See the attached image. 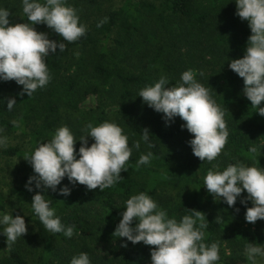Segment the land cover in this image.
Returning <instances> with one entry per match:
<instances>
[{"label":"trees","instance_id":"trees-1","mask_svg":"<svg viewBox=\"0 0 264 264\" xmlns=\"http://www.w3.org/2000/svg\"><path fill=\"white\" fill-rule=\"evenodd\" d=\"M122 1L123 4L119 8L106 14L107 22L102 26L97 27L102 20L95 22L93 34L86 32L83 37L72 43L63 41L62 37L45 24L34 26L36 30L40 25L48 29L49 38L65 42L66 49L60 52L57 48V53L47 57L51 83L37 89L30 97L27 94L19 95L23 86L17 85L14 80L0 81V126L9 132L16 129L6 117L7 100L11 97L16 99L17 104L14 107L18 108L23 124L32 118L40 120L37 133L57 127L62 120V108L84 110L80 106L82 100L94 97L95 103L89 104L85 111H93L95 124L108 121L111 114H116L120 120L119 126L129 137V146L140 140L143 129L147 128L154 147L149 149L143 142L138 150L133 147L132 156L125 164L127 171L121 172L123 179L112 187L101 192L99 188L88 190L85 185L77 183L71 187V194L63 197V202L80 211L101 201L100 204L105 209V231L81 218L80 211L61 219L65 225H75L71 238L63 233H52L45 229L32 207L31 216L24 217L25 223L33 226L46 250L56 243L62 244V247L73 244L78 253L86 252L89 255L91 264H151L150 250L154 246H146L143 242L132 244L126 241V238L115 236L114 242L119 245L113 246L108 256H102L96 247L98 237L113 235L122 219L120 213L124 209L119 207V204L123 205L131 195L143 191L156 200L162 209L167 210L170 217L179 219L190 214V210L202 212L209 222L204 238L207 244L225 243L238 250H244L249 243L264 244V232L256 231L244 223L246 209L252 206L251 201L246 205L240 202L247 196L246 191L234 206L230 207L221 198L214 202L215 209L211 211L204 208L205 203L200 196L179 203L160 199L159 186L164 181L174 185L182 184L183 188L194 186L202 190L203 177L213 165L206 163L200 171L189 145L182 150V169L174 170L170 162L174 155L171 150L164 151L163 144L178 140L179 144L184 146L182 139H192L193 135L181 127L185 122L179 117L170 125H166L162 119L163 114L148 107L137 95L140 89L153 84L161 75H166L170 82L177 79L180 81L181 73L190 69L183 60L180 45L184 42L190 43L192 34L199 35V32L204 35L206 30L211 31L208 34V48L212 61L206 63L209 68L207 72L200 68L195 75L215 98L223 97L221 108L225 112L224 120L229 132L223 148L225 156L221 157L222 164L226 163L223 167L237 160L261 164L263 157L248 149L250 146L261 148V143L262 147L264 146V116H261L246 96L242 95L243 78L228 68L235 47L231 41L232 34H235L237 29L229 27L230 19L219 13L221 0ZM11 21L27 22V17L24 15L19 21ZM95 33H101L104 39L99 40ZM98 40L102 42L99 48ZM201 72L203 76L200 75ZM260 106L264 107V102ZM75 147L78 151V147ZM148 151L154 154L151 163L137 168L136 162L140 155ZM22 154L17 148H9L0 151V158L4 155ZM223 167L219 169L223 170ZM143 175L148 176L145 181L135 177ZM17 190L27 192L31 204L36 192L31 193L23 188ZM212 197L208 192L210 203L213 201ZM5 209V198L0 193V212H5ZM107 240L112 238L106 237ZM125 242L127 247L122 246ZM0 264L34 263L27 260L15 244L10 247L8 257L0 258ZM40 264H45V261Z\"/></svg>","mask_w":264,"mask_h":264},{"label":"clouds","instance_id":"clouds-1","mask_svg":"<svg viewBox=\"0 0 264 264\" xmlns=\"http://www.w3.org/2000/svg\"><path fill=\"white\" fill-rule=\"evenodd\" d=\"M23 14L27 22L13 23L11 12L0 7V81H15L23 86L19 95L30 97L37 89L50 82L47 57L66 49V43L79 40L86 34V26L80 22L77 10L68 5L67 0H21ZM236 12L241 20L247 21L251 31L242 58L229 62V68L243 78V94L261 116H264V0H235ZM107 22L104 18L97 27ZM36 24H45L61 40H52L45 32H38ZM203 76V73H200ZM143 102L158 113L166 125L181 118L182 128L193 135L189 145L194 156L211 162L222 152L229 132L224 120L225 112L213 99L209 88L196 79L195 73L188 69L181 73L180 82L170 84L166 75L151 85L140 89L138 94ZM17 104L15 97L8 98L7 110ZM78 139L67 126L57 128L52 138L39 143L25 159L30 163L34 175L25 185L29 192L41 189L32 197L31 207L45 229L52 233H63L71 238L75 225L61 222L51 200L45 198L47 189L57 191V186L68 179L75 186L85 185L88 190H103L112 187L123 178L122 171L132 156L133 147L137 150L141 142L150 149L149 129H143L140 140L129 146V137L115 122L104 121L99 124L88 123ZM94 141L89 146L88 138ZM80 141L77 151L75 145ZM6 146V138L0 136V147ZM252 153L260 151L250 146ZM154 154L148 151L141 154L136 162L137 168L151 163ZM209 194L230 207L236 204L241 194V204L251 201L247 207L245 220L255 223L264 220V168L250 166L242 161L229 163L223 170L214 166L203 177ZM67 185L60 187L58 194L67 197L71 194ZM124 210L113 233L118 238H126L132 244L143 242L154 246L150 250L151 264H217L220 259L219 244L205 243V230L208 221L197 210L177 219L169 216L158 202L148 193L139 192L124 201ZM239 211V209H237ZM218 221L219 218L217 217ZM23 216L0 212V235L6 237L7 247L27 234ZM127 247V242L122 244ZM245 256L250 264H264V244L249 243L245 246ZM70 264H91L89 255L81 252L71 258Z\"/></svg>","mask_w":264,"mask_h":264},{"label":"rangeland","instance_id":"rangeland-1","mask_svg":"<svg viewBox=\"0 0 264 264\" xmlns=\"http://www.w3.org/2000/svg\"><path fill=\"white\" fill-rule=\"evenodd\" d=\"M68 5L75 8L77 10V14L80 17V22L86 26L87 31L91 34L94 33V24L98 20H104L106 14L113 9L119 8L122 4V0H68ZM219 6V13L223 14V17L226 19H230L228 21V25L231 28L236 27L237 31L235 34H232L233 39L231 41L234 43V55L231 58L238 59L242 58L248 37L251 35L250 28L248 26V22L241 20L236 12V4L235 0H221ZM0 7H4L11 12V20L19 21L23 18L24 14L22 11V2L21 0H1ZM179 28H177L178 30ZM37 31L39 32H49L48 29L42 28L41 25L38 27ZM176 31V30H175ZM206 34L199 35L192 34L193 37L190 43L184 42L181 46V53L183 60L186 62L187 67L190 68L195 74H197L200 68H203L205 72L208 71L207 61H212L210 56V50L208 48V41L210 42V36L208 34L211 31L206 30ZM48 34V33H47ZM99 40H103L104 36L101 33L94 34ZM97 41L98 48L102 45V42ZM178 40H176L177 43ZM78 52H76L77 54ZM230 60V61H231ZM212 67V66H211ZM215 67V66H214ZM229 68V64H228ZM230 69V68H229ZM180 81L174 80L170 82V84H176ZM51 83V80L48 84ZM213 99L216 103L222 107L223 97L216 96V98L211 93ZM242 95L243 90H242ZM245 96V95H244ZM81 103V102H80ZM95 98L88 97V99L82 100L80 106L84 110H77L73 108H62V120L59 122V125L52 130H46L42 133H37L38 126L40 125V120L32 118L27 121L25 124L21 121L18 108L13 107L11 111L7 110L6 117L13 123L16 127L13 131H7L3 127L0 126V136L6 138V146L0 147V151L7 150L9 148H17L23 152L21 156L14 155H4L0 158V193L5 198L6 209L4 213H12L13 216L20 215L23 217L31 216V204L29 201L28 193L19 192L17 189H25L28 178L34 175L33 169L30 163L25 159L29 156L35 147L39 143L47 142L52 138L55 130L61 126L67 125L71 131L74 133L75 137L78 139L84 133L82 129L88 123H93L95 125V117H93V111H85L88 108L89 104H94ZM232 118H236L237 116H229ZM109 122L119 123V119L116 114H111L109 117ZM119 125V124H118ZM149 128V125H147ZM23 128V129H22ZM151 129V127H150ZM127 134V133H125ZM189 138L184 137L182 139L183 145H180L178 140H171L163 144V150L168 151L171 150L174 158H172L171 165L174 170L182 169V150L184 147H189ZM94 141L92 138H88L89 146ZM81 142L77 141L76 145L79 149ZM261 143V150L257 151L258 155L263 157L261 164H257L254 161L246 162L245 164L250 166H257L264 168V146ZM224 151L222 150L221 154L213 161L208 162L207 160L202 161L198 157H194L196 161V165L202 170V168L206 165V163L212 164L213 167L216 166L221 168L226 165V163L222 164L221 157L225 156ZM224 168V167H223ZM204 176V175H202ZM140 181H145L148 176H135ZM67 185L71 188V185L68 179H65L61 182V185L57 186V191L53 192L51 189H47L45 192V198L51 200V207L56 210V214L60 216L61 219L68 217L72 214H77L80 210L78 208H73L71 204L63 202V197L58 194L59 188ZM33 191L38 192L41 189L35 188V182L32 184ZM160 199H164L171 203H179V202H188L193 198L202 197L203 202L205 203V209L209 211L214 210L215 205L214 202L217 201L212 197L213 201L210 203L208 198V191L206 187L202 190H199L197 187L189 186L187 188H183L182 184L174 185L172 182H161L160 183ZM213 196V195H212ZM101 201L97 202L95 205H90L84 207L83 210L79 212L81 218H84L86 221L90 222L91 225L105 231L106 227V217H105V209L103 208ZM208 204V205H207ZM123 205L119 204V207H123ZM123 209V208H122ZM245 225L251 226L252 229L256 231L264 232V220H257L255 223L246 222L244 218ZM27 226V234L12 244H15L20 248L21 253L34 264H40L45 261V264H70L71 258L73 256L78 255L77 248L73 246V244L63 245L56 243L52 245L50 249L45 248V246L40 243V240L37 237L35 229L31 224H26ZM105 237V238H103ZM106 237L112 238V240H107ZM114 235H108L98 237L96 247L99 250V253L102 256L110 255V250H113V246H118L119 243L114 242ZM111 245V246H110ZM10 247H7L6 237L0 235V258L8 257ZM219 255L220 259L217 261V264H250L245 256V249L238 250L236 247H229L225 243L219 244Z\"/></svg>","mask_w":264,"mask_h":264}]
</instances>
